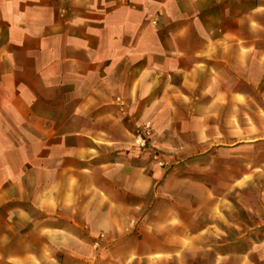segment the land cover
<instances>
[{
  "label": "crops",
  "instance_id": "1",
  "mask_svg": "<svg viewBox=\"0 0 264 264\" xmlns=\"http://www.w3.org/2000/svg\"><path fill=\"white\" fill-rule=\"evenodd\" d=\"M224 99L264 112V0H0V208L62 217L71 187L75 212L109 219L104 189L140 195L142 167L123 163L134 128L150 123L166 151L202 154L211 120L190 109ZM247 121L255 141L219 150L230 178L183 180L182 217L154 210L151 227L118 242L87 230L90 264H264V163L247 158L233 174L240 154L264 149V114ZM175 139L194 141L181 152Z\"/></svg>",
  "mask_w": 264,
  "mask_h": 264
},
{
  "label": "rangeland",
  "instance_id": "2",
  "mask_svg": "<svg viewBox=\"0 0 264 264\" xmlns=\"http://www.w3.org/2000/svg\"><path fill=\"white\" fill-rule=\"evenodd\" d=\"M199 110H203L208 120H211L207 128V152L202 154L188 155L166 151L162 145L167 144L169 140L157 138L150 123L134 128V143L131 148L134 151L128 149L123 163L126 165L134 163L142 167L143 182L138 188L141 196L132 198L129 188H103L111 200L108 204L111 212L109 219L88 220L83 209L78 213L75 212L72 208L73 204L69 202L74 191L71 187L62 188L64 200L62 217L39 216L31 204L22 201H15L7 207L4 205L5 207L0 208V264H24L25 260L27 264H90L92 249L87 245V230L99 232L98 238L94 239L96 241L103 240L105 232L111 233L109 237L114 243L119 241V235L114 234L116 232L135 234L139 226H144V229L151 227L154 219L149 217V213L154 210L172 212L182 217L183 180L202 181L213 189L216 181L221 182L225 178H230L231 156L219 150L230 149L235 144L247 145L248 141H255L250 140L248 133L254 135L257 128H253L254 124L248 123V116L256 118L257 115L264 114L260 107L245 105L234 107L226 99L217 107H191L190 114L197 115ZM180 111L184 113L186 109L180 108ZM237 120H239L238 124ZM257 127L264 130L262 124H258ZM193 141L175 139L170 143L175 145L174 150L183 152L188 150L185 147ZM130 152H133V156L129 158ZM239 157V167L233 171V174L241 178L247 173L243 165L247 158L264 163V149L242 153ZM88 174V172H79L82 177H87ZM67 175H70V172L64 171L63 178H68ZM186 189L191 196L199 194L193 187ZM122 191L127 192L125 202L121 198ZM202 208H206L205 203L202 204ZM7 209L13 211V215H8ZM124 212L135 216L141 213L142 218L132 217L125 220L122 219ZM146 217L144 223L143 218ZM115 253L118 254L117 251Z\"/></svg>",
  "mask_w": 264,
  "mask_h": 264
}]
</instances>
